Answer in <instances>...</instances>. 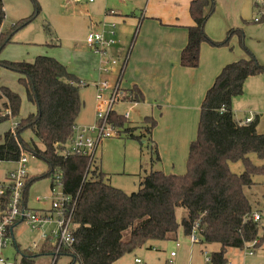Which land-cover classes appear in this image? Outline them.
<instances>
[{
    "label": "trees",
    "instance_id": "1",
    "mask_svg": "<svg viewBox=\"0 0 264 264\" xmlns=\"http://www.w3.org/2000/svg\"><path fill=\"white\" fill-rule=\"evenodd\" d=\"M215 10V0L190 3L194 24L188 28V42L181 53L182 67L198 68L202 44L225 47L238 34L239 31L230 29L221 42L208 37L205 26ZM5 18L4 1L0 0V54L12 43L16 30L32 20L25 19L6 30ZM1 69L20 75L27 100L36 106V112L0 136V163H17L23 154H31L48 165L46 176L52 178V185L55 175L60 173L63 193L76 200L72 214L74 242L62 245L56 259L68 255L72 264H114L139 248L151 249V242L175 239L181 227L189 237L196 225L201 244L220 246L211 254L208 264H228L229 249H252L253 253L264 249V231L260 233V221L253 219V208L245 194V189L255 185V176H264V164L255 165L250 159L251 154H256L264 161V133L258 132L256 119L248 125L236 122L232 108L233 99L243 94L245 81L264 74V66L253 55L226 65L206 92L185 174L152 170L142 179L139 190L131 194L112 186L95 162L64 155L84 105L81 80L66 65L45 56H37L33 62L0 58ZM124 91L126 100L142 102L143 95L137 86ZM21 104L17 93L0 87V124L16 118ZM109 122L118 129L117 136L126 133L133 139L146 138L152 144V132L157 125L153 117L145 118L139 136L117 110L110 114ZM28 132L33 138L26 137ZM153 149L159 160L156 148ZM230 162L242 163L244 171L231 172ZM33 181L29 178L26 184V205ZM10 200V188L5 183L0 187V221ZM178 208L186 211L181 222L176 216ZM20 222L8 226L7 238L14 239L12 232ZM14 244L22 256V264H34V258L41 255H54L58 246L51 237L37 252H21L20 246Z\"/></svg>",
    "mask_w": 264,
    "mask_h": 264
},
{
    "label": "rangeland",
    "instance_id": "2",
    "mask_svg": "<svg viewBox=\"0 0 264 264\" xmlns=\"http://www.w3.org/2000/svg\"><path fill=\"white\" fill-rule=\"evenodd\" d=\"M3 1L6 13L3 24L4 29H11L17 23L28 18L32 20L16 30L12 43L7 45L0 54V56L6 57L2 59L12 62H33L37 56H45L56 58L66 66L71 67L72 73L87 85L82 87L80 91L84 105L77 123L82 126L96 124L95 84L91 83V79H88L87 75L88 65L93 60L91 54L98 59L100 56L86 47L87 24L92 22L91 24L94 26H103L105 24L104 16L112 15L110 9L114 8L117 0H92V2H89V0L78 2L76 0ZM215 1L216 10L211 17L218 19L219 27L224 28L225 26L227 31L230 29L239 31L238 34L232 36V42L230 40L231 47H229L230 43L225 47L231 51L235 50V47H239L248 58L253 55L264 66V17L262 18L260 15L264 12V0ZM241 13L244 14L242 17H240ZM136 14L140 17L141 12L136 11ZM256 18L262 19L261 22L256 23L254 21ZM227 34L228 32H226L224 39ZM85 52H89V54ZM248 79L244 84L243 94L233 99V106L235 105V108L240 109L235 110L234 113L236 117H242L243 120L246 116H254L255 113L260 115L262 121L259 130L264 132V74ZM251 81L259 82V88L258 85L249 84ZM0 86H8L13 91L14 88L24 90L20 75L7 69L0 70ZM124 104L117 106L116 110L119 114L126 112L127 109ZM32 113H35V106L27 99L22 101L19 115L0 124V136L9 131L13 123H18L19 120ZM144 118L139 119L135 114L129 117L128 126L135 129L136 136L140 135L139 128L144 125ZM26 137L30 139L33 138V135L28 132ZM146 140V138L142 140L133 139L126 133L104 140L98 150L95 167L100 168L106 174V178L112 186L128 194L137 192L144 176L152 170L159 171L157 168L162 165L163 160L160 150L165 147L158 146L159 155L162 159L158 163L153 145ZM189 147L186 156L184 152L185 158L188 157ZM179 154L182 156V153ZM26 156L28 158L27 166L30 179H34L28 189V207L31 210L39 211L41 207L48 208L51 203L52 178L46 176L49 168L43 160L31 154ZM250 159L255 165L264 164V161L260 160L256 154H251ZM16 166V163L11 162L0 163V187L5 185L6 176ZM229 167L230 171L235 174H241L244 171V166L240 162H230ZM186 171L187 158L183 162L182 171L180 172L185 173ZM254 181L255 185L245 189V194L252 205L253 211L258 212L261 216L260 233L262 234L264 231V176H255ZM37 198H40L41 201L36 202ZM185 215L186 211L184 209H177L176 216L180 222ZM56 228V224L45 227L46 230ZM195 235L201 238L198 232ZM14 242L20 246L19 251L21 250V252L27 250L37 252L44 244L40 233L31 232V229L24 223L19 224L15 228L14 239L13 237L9 238L6 247L0 250L2 257L6 259L8 264H21L22 256ZM151 244L152 249L139 248L133 253L125 254L114 264H136L137 259L140 260V264H170L169 256L172 251L177 254L172 259V264H208L207 261L211 254L220 248L218 244L205 246L200 241L193 243L191 237L185 235L182 227L179 229L175 240L154 241ZM178 244H180V247ZM245 254L248 255L249 252L246 251ZM229 257L234 258V254H230ZM72 262V258L68 255H61L57 259L54 255H41L34 258V264H72ZM73 264L80 263L75 262Z\"/></svg>",
    "mask_w": 264,
    "mask_h": 264
},
{
    "label": "crops",
    "instance_id": "3",
    "mask_svg": "<svg viewBox=\"0 0 264 264\" xmlns=\"http://www.w3.org/2000/svg\"><path fill=\"white\" fill-rule=\"evenodd\" d=\"M192 1L117 0L114 8L110 9L112 15L104 16L106 27L112 23L116 24L117 43L110 49V54L120 61L128 56L121 85L124 90L137 86L143 95V100L140 103L122 104L126 105L127 110L125 111H129V117L135 114L139 119L153 117L156 120L157 125L152 132L151 139L159 158L158 163L162 160L158 146L165 147L160 150L163 158L162 165L156 167H158L157 170L166 174H185L180 172L183 162L186 158L188 159V157H184V152L186 156L188 146L196 138L201 104L206 92L212 87L226 65L239 59L248 58L239 47H235V50L231 51L227 47H214L209 43H204L201 47L198 68L188 69L180 65L181 53L188 42V28L194 24L189 12ZM136 11L141 12L140 17L137 16ZM243 15L241 13L240 17ZM261 16L264 17V15ZM256 19L254 20L256 23H260L262 20L256 21ZM91 23L87 24L86 36L91 29L100 30L102 28L101 25L94 26ZM218 24V19L211 17L205 26L206 34L215 42L223 41L226 32H228L225 26L224 28L219 27ZM231 42L229 47H231ZM85 53L89 54V52ZM91 56L93 60L88 65L87 75V78L91 79V83L95 84L101 80L115 82L120 67H115L112 72L106 73L101 70V57L98 59L93 54ZM0 58L6 57L2 55ZM67 68L72 73L71 67L67 66ZM249 84L258 85V88L260 86L257 81H251ZM13 92L17 93L22 101L27 99L25 89L21 91L19 88H14ZM232 108L233 112L240 110L238 107L235 108L233 103ZM248 117L258 120L257 130L259 133H264L259 130L262 121L260 115L255 113L254 116H246V118ZM235 120L241 123L243 118L235 116ZM15 125L16 123H13L11 129ZM179 153H182V156ZM5 183H8V175L5 178ZM49 208L50 205L48 208L41 207L40 210L47 211ZM21 223L24 222L19 224ZM38 233L40 232L38 231ZM178 246L180 247V244ZM246 251L229 249L227 252L228 264H264V249L256 250L254 254L248 255L245 254ZM230 254H234V258L229 257ZM169 259L171 260V256Z\"/></svg>",
    "mask_w": 264,
    "mask_h": 264
},
{
    "label": "built area",
    "instance_id": "4",
    "mask_svg": "<svg viewBox=\"0 0 264 264\" xmlns=\"http://www.w3.org/2000/svg\"><path fill=\"white\" fill-rule=\"evenodd\" d=\"M76 1L78 2L80 0ZM89 2H92V0H89ZM261 15H264V12ZM256 21H259V19H256ZM86 43L101 57V70L110 73L115 67H120L115 82L111 83L109 80H101L95 83V99L97 104L95 116L97 122L92 126L75 125L73 127V136L64 151L66 157L81 156L87 158L89 163H94L101 143L106 139L114 138L118 134V129L109 122L110 114L116 110L119 104L128 102L134 105L136 102H130L124 98L125 91L121 85V78L128 56L123 61H119L110 54V49L117 43L116 24L112 23L109 27H106V24H104L100 30L91 29L86 37ZM80 86L85 87L87 85L81 81ZM124 117L126 119L129 118V111L124 114ZM252 121L253 118L248 117L239 124L248 125ZM16 164V168L8 174L7 184L10 188L11 200L6 215L0 221V250L6 247L7 241L9 240L6 236L8 226L19 220L24 222L31 229V232L39 231L42 240L46 241L51 237L58 244L54 253L56 258L62 245H72L74 242L72 234V214L76 200L72 201L69 196L63 193V183L59 173L55 175L53 185L51 186L52 199L49 210H31L28 204L26 205L24 202L25 188L30 178L26 154H23ZM40 201L41 199L37 198L36 202ZM253 219L260 221V214L253 213ZM53 224H56V229H45V227L52 226ZM197 228L198 226L196 225L190 235L193 243L201 239L195 235L198 232ZM248 252L249 254H254L252 249L248 250ZM175 255V252H171L170 264L173 263L172 259ZM136 263L141 262L140 260H136ZM0 264H8L6 259L2 257L1 252Z\"/></svg>",
    "mask_w": 264,
    "mask_h": 264
}]
</instances>
